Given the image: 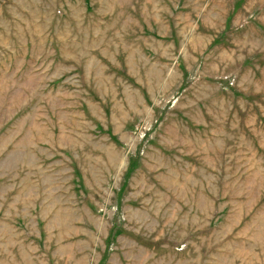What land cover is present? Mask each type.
Listing matches in <instances>:
<instances>
[{"label": "rangeland", "instance_id": "374dc122", "mask_svg": "<svg viewBox=\"0 0 264 264\" xmlns=\"http://www.w3.org/2000/svg\"><path fill=\"white\" fill-rule=\"evenodd\" d=\"M0 264H264V0H0Z\"/></svg>", "mask_w": 264, "mask_h": 264}]
</instances>
